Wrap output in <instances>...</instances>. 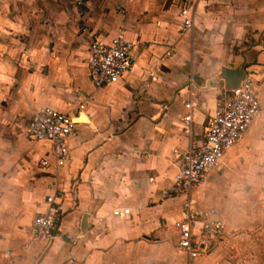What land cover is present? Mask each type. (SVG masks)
Wrapping results in <instances>:
<instances>
[{
    "label": "crops",
    "instance_id": "0c3cea01",
    "mask_svg": "<svg viewBox=\"0 0 264 264\" xmlns=\"http://www.w3.org/2000/svg\"><path fill=\"white\" fill-rule=\"evenodd\" d=\"M186 8L195 27L183 34ZM94 36L133 44L134 70L119 83H92ZM242 67L263 112L193 189L226 239L189 258L179 247L185 196L166 193L229 92L223 69ZM45 107L77 124L65 158L28 136ZM54 194L68 210L60 235L32 243ZM0 264H264V0H0Z\"/></svg>",
    "mask_w": 264,
    "mask_h": 264
},
{
    "label": "built area",
    "instance_id": "2783aa9c",
    "mask_svg": "<svg viewBox=\"0 0 264 264\" xmlns=\"http://www.w3.org/2000/svg\"><path fill=\"white\" fill-rule=\"evenodd\" d=\"M74 1L79 8L84 6V0ZM179 17L183 22L182 33L192 32L195 24L190 9H183ZM133 50V44L123 37L106 43L94 36L89 45L88 65L95 87L117 84L131 73L135 67ZM190 85L194 86L193 80ZM184 106L188 112L183 121L184 132L191 135L194 111L198 108L193 94ZM262 112L256 84L246 76L239 88L229 91L219 103L215 115L208 121L203 139L182 155V166L176 175L174 187L166 194L179 193L185 196L184 216L178 223L179 247L189 258L208 254L215 245L226 239V227L224 222L217 218V212L200 210L191 193L194 188L207 183L212 171L221 164L226 153L243 139ZM76 126L72 116L45 107L33 115L27 133L33 141L52 143L56 155L65 158L70 154V140L76 134ZM43 166H48V163L45 161ZM46 205V211L35 218L31 227L32 243L51 244L60 235L59 222L68 211L66 205L57 194L48 196ZM112 215L122 218L130 216L131 212L130 209H116ZM67 239L74 241L71 235H67Z\"/></svg>",
    "mask_w": 264,
    "mask_h": 264
},
{
    "label": "water",
    "instance_id": "95a60500",
    "mask_svg": "<svg viewBox=\"0 0 264 264\" xmlns=\"http://www.w3.org/2000/svg\"><path fill=\"white\" fill-rule=\"evenodd\" d=\"M247 74L245 71V68H239V69H223L221 79L225 80L226 82V89L228 91L235 90L239 88L240 83L246 78ZM86 226V221L83 223V227L85 228Z\"/></svg>",
    "mask_w": 264,
    "mask_h": 264
}]
</instances>
